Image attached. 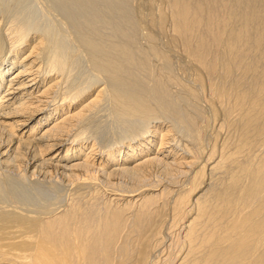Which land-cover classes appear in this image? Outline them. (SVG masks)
Masks as SVG:
<instances>
[{
    "label": "bare ground",
    "instance_id": "obj_1",
    "mask_svg": "<svg viewBox=\"0 0 264 264\" xmlns=\"http://www.w3.org/2000/svg\"><path fill=\"white\" fill-rule=\"evenodd\" d=\"M0 264H264V0H0Z\"/></svg>",
    "mask_w": 264,
    "mask_h": 264
}]
</instances>
